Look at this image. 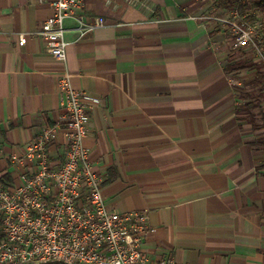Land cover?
I'll return each instance as SVG.
<instances>
[{"label": "crops", "instance_id": "1", "mask_svg": "<svg viewBox=\"0 0 264 264\" xmlns=\"http://www.w3.org/2000/svg\"><path fill=\"white\" fill-rule=\"evenodd\" d=\"M211 4L86 0L85 15L107 25L80 38L67 31L62 62L35 33L53 15L50 0H0L2 181H20L32 165L28 143L61 120L59 78L68 70L76 89L101 99L91 103L85 143L106 201L147 211L152 258L264 264V149L253 146L259 131L235 110L242 79L255 71H226L232 58L255 57L236 49L225 28L196 18ZM22 33L28 39L19 45ZM63 150L58 142L50 148L56 165Z\"/></svg>", "mask_w": 264, "mask_h": 264}, {"label": "built area", "instance_id": "2", "mask_svg": "<svg viewBox=\"0 0 264 264\" xmlns=\"http://www.w3.org/2000/svg\"><path fill=\"white\" fill-rule=\"evenodd\" d=\"M44 2L45 0H39ZM53 15L35 33L49 52L67 60L73 30L82 37L107 25L103 16L84 13L86 0H50ZM228 30L236 49L248 48L264 65V14L255 0H212L196 17ZM73 20L72 26L67 25ZM22 33L19 45L27 42ZM65 112L59 122L43 127L25 151L31 160L17 183L0 176V264H182L172 256L152 258L144 241L150 229L146 210L113 209L103 194V175L95 168L85 143L90 132L91 103L99 97L76 89L65 70L59 78ZM64 146L56 165L50 148ZM14 160H21L16 154Z\"/></svg>", "mask_w": 264, "mask_h": 264}, {"label": "trees", "instance_id": "3", "mask_svg": "<svg viewBox=\"0 0 264 264\" xmlns=\"http://www.w3.org/2000/svg\"><path fill=\"white\" fill-rule=\"evenodd\" d=\"M255 3L258 12L264 14V0H255ZM226 68L229 74L255 71L252 77L242 79L246 91L240 95L241 101L236 104L235 110L238 120L252 124L254 130L259 131L253 146L264 149V65L246 54L241 58H232Z\"/></svg>", "mask_w": 264, "mask_h": 264}, {"label": "rangeland", "instance_id": "4", "mask_svg": "<svg viewBox=\"0 0 264 264\" xmlns=\"http://www.w3.org/2000/svg\"><path fill=\"white\" fill-rule=\"evenodd\" d=\"M258 15H259V16H262V13H261V12H258ZM244 88H245V87H244Z\"/></svg>", "mask_w": 264, "mask_h": 264}]
</instances>
